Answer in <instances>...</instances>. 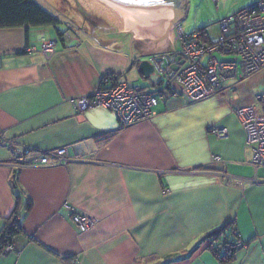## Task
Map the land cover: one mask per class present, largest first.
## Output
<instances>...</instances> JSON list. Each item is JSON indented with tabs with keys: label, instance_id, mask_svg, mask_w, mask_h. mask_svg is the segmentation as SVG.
<instances>
[{
	"label": "crops",
	"instance_id": "obj_1",
	"mask_svg": "<svg viewBox=\"0 0 264 264\" xmlns=\"http://www.w3.org/2000/svg\"><path fill=\"white\" fill-rule=\"evenodd\" d=\"M82 33L69 32L46 58L39 45L56 28H0L4 139L37 151L68 146L84 161L16 170L13 148L0 143V231L15 210L20 227L0 264H264V168L250 163L235 113L251 104L240 82L224 95L161 101L149 120L119 128L107 109L77 111L72 100L102 75L171 50L170 40L166 50L133 52ZM73 211L98 222L81 232ZM225 225L244 243L226 263L208 238Z\"/></svg>",
	"mask_w": 264,
	"mask_h": 264
},
{
	"label": "built area",
	"instance_id": "obj_2",
	"mask_svg": "<svg viewBox=\"0 0 264 264\" xmlns=\"http://www.w3.org/2000/svg\"><path fill=\"white\" fill-rule=\"evenodd\" d=\"M218 24L219 35L209 39L201 31L185 34L177 22L172 28L176 27L175 40L180 50H169L146 58L153 67L152 73L160 79L158 84L150 82L151 87H132L118 74H105L90 95L72 100L76 110L102 107L112 112L119 127L124 128L152 118L161 101L174 97L199 101L224 95L234 83L262 71L264 0L237 11ZM68 33L64 32V38L69 37ZM57 42V38L44 40L39 51L49 58ZM29 50L34 51L35 48ZM219 55L232 57L221 59ZM261 97L257 96V99ZM235 113L245 131V146L252 151L250 163L264 168V114L258 112L256 103L238 107ZM212 132L219 139L228 136L226 128H214ZM0 143L13 148L16 170L30 165L68 166L84 162L80 154H70L68 146L37 151L5 140L1 132ZM213 162L223 163L219 157H213ZM71 220L81 232L90 230L98 222L96 217L76 211L72 212ZM13 249V243H8L0 255Z\"/></svg>",
	"mask_w": 264,
	"mask_h": 264
},
{
	"label": "water",
	"instance_id": "obj_3",
	"mask_svg": "<svg viewBox=\"0 0 264 264\" xmlns=\"http://www.w3.org/2000/svg\"><path fill=\"white\" fill-rule=\"evenodd\" d=\"M49 1L97 40L111 46L127 43L133 52L166 50L169 31L187 12L186 0ZM137 70L152 84L160 82L147 59L137 62Z\"/></svg>",
	"mask_w": 264,
	"mask_h": 264
},
{
	"label": "rangeland",
	"instance_id": "obj_4",
	"mask_svg": "<svg viewBox=\"0 0 264 264\" xmlns=\"http://www.w3.org/2000/svg\"><path fill=\"white\" fill-rule=\"evenodd\" d=\"M39 5L53 14L60 20L57 28L63 32H76L82 33V27L75 21L63 13L59 8L52 4L49 0H36ZM187 12L183 19L179 22V26L185 34L195 32L200 29H204L208 38L214 39L219 35V21L225 19L237 11L259 1V0H186ZM69 24V25H68ZM176 27L172 28L168 33V39L171 43V50L179 51L180 46L176 42ZM232 55L221 56V59L231 58ZM264 69L254 76L245 78L237 86V94L241 95L251 104H257L258 112L263 113V109L257 99V96L264 97V82L262 75ZM126 81L132 87H151L150 80L145 79L137 70V64H133L129 70H127L122 79ZM241 85V86H240ZM236 87V86H235Z\"/></svg>",
	"mask_w": 264,
	"mask_h": 264
},
{
	"label": "trees",
	"instance_id": "obj_5",
	"mask_svg": "<svg viewBox=\"0 0 264 264\" xmlns=\"http://www.w3.org/2000/svg\"><path fill=\"white\" fill-rule=\"evenodd\" d=\"M59 23L60 20L42 8L36 0H0V28L19 26H52L57 30L58 41H63L65 31L61 32L57 28ZM197 31L207 34L204 29ZM118 75L122 76V74ZM259 103L264 114V97L259 99ZM11 185L13 189L18 188L16 174L13 175ZM30 206L31 204L28 202L26 208L28 209ZM17 215L18 211L15 210L0 231V253L8 243H13L12 238L20 231L19 221L16 217ZM226 228L227 225L208 234V238L212 242H216L215 245L211 243V251L219 261L224 263L229 262L233 258L235 251L244 245V243L235 238L236 234L234 230H231L229 233H225L224 229ZM222 234L226 236L223 238Z\"/></svg>",
	"mask_w": 264,
	"mask_h": 264
},
{
	"label": "flooded vegetation",
	"instance_id": "obj_6",
	"mask_svg": "<svg viewBox=\"0 0 264 264\" xmlns=\"http://www.w3.org/2000/svg\"><path fill=\"white\" fill-rule=\"evenodd\" d=\"M182 7H183V5H182Z\"/></svg>",
	"mask_w": 264,
	"mask_h": 264
}]
</instances>
